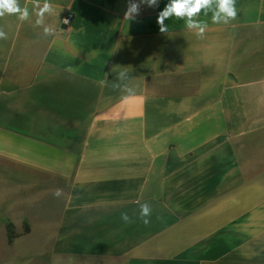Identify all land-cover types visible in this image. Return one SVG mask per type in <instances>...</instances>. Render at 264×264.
Here are the masks:
<instances>
[{
  "label": "crops",
  "instance_id": "obj_1",
  "mask_svg": "<svg viewBox=\"0 0 264 264\" xmlns=\"http://www.w3.org/2000/svg\"><path fill=\"white\" fill-rule=\"evenodd\" d=\"M49 2L0 18V264H264V0L203 38L169 0Z\"/></svg>",
  "mask_w": 264,
  "mask_h": 264
},
{
  "label": "clouds",
  "instance_id": "obj_2",
  "mask_svg": "<svg viewBox=\"0 0 264 264\" xmlns=\"http://www.w3.org/2000/svg\"><path fill=\"white\" fill-rule=\"evenodd\" d=\"M147 5L148 7H158L159 0H128L127 9L124 13L125 19L129 21H137V17L140 13L141 5ZM33 7L37 19L35 24L37 26L44 25V20L46 15H51L54 11L49 0H44L41 6L39 0H33ZM203 11L204 15L207 16L209 12L212 13L211 21L214 24H228L231 20H234L238 15V10L236 8V0H169L162 11L157 15V24L159 30L162 33L168 31L165 24V20L175 16L178 19H184L186 27L190 30H194L195 34L199 38H203L208 24L206 21H201L196 19L199 14ZM6 15L16 16L20 21H26L29 19L30 12L27 7H21L19 0H0V18ZM64 23H68L67 20ZM44 34L52 35L54 30L50 26H44ZM0 39H7V33L4 31L3 27H0ZM127 70L124 69L118 73L117 79L121 80L126 78ZM117 84L113 85V88H119ZM122 92L127 95H134V88H123ZM61 189H55L53 195L57 198L62 196ZM140 216L144 225H148L150 220L151 209L147 203L141 204L140 206ZM121 218L128 222L130 220L127 213H122Z\"/></svg>",
  "mask_w": 264,
  "mask_h": 264
},
{
  "label": "trees",
  "instance_id": "obj_3",
  "mask_svg": "<svg viewBox=\"0 0 264 264\" xmlns=\"http://www.w3.org/2000/svg\"><path fill=\"white\" fill-rule=\"evenodd\" d=\"M5 231H6L7 243L11 244L13 239L16 237L12 223H10V222L5 223ZM27 231H28V227L26 225H24L23 226V233H26Z\"/></svg>",
  "mask_w": 264,
  "mask_h": 264
},
{
  "label": "built area",
  "instance_id": "obj_4",
  "mask_svg": "<svg viewBox=\"0 0 264 264\" xmlns=\"http://www.w3.org/2000/svg\"><path fill=\"white\" fill-rule=\"evenodd\" d=\"M65 20H67L68 23H64ZM70 22H71V15H70V14H67L66 16L63 17V19H62V24H63L64 26H68V25L70 24Z\"/></svg>",
  "mask_w": 264,
  "mask_h": 264
}]
</instances>
